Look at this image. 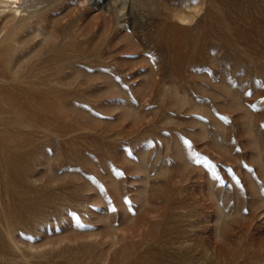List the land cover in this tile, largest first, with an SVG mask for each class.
Returning a JSON list of instances; mask_svg holds the SVG:
<instances>
[{
  "label": "rangeland",
  "instance_id": "rangeland-1",
  "mask_svg": "<svg viewBox=\"0 0 264 264\" xmlns=\"http://www.w3.org/2000/svg\"><path fill=\"white\" fill-rule=\"evenodd\" d=\"M0 1V264H264V0Z\"/></svg>",
  "mask_w": 264,
  "mask_h": 264
},
{
  "label": "bare ground",
  "instance_id": "bare-ground-1",
  "mask_svg": "<svg viewBox=\"0 0 264 264\" xmlns=\"http://www.w3.org/2000/svg\"><path fill=\"white\" fill-rule=\"evenodd\" d=\"M1 2V1H0ZM9 2V1H8ZM5 3H7V1L5 2ZM3 4V3H2ZM16 9V8H15Z\"/></svg>",
  "mask_w": 264,
  "mask_h": 264
}]
</instances>
